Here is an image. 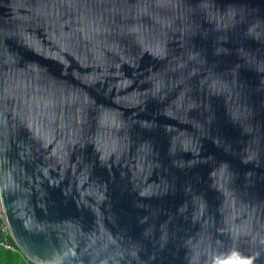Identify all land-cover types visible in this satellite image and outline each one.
Masks as SVG:
<instances>
[{
  "label": "water",
  "instance_id": "water-1",
  "mask_svg": "<svg viewBox=\"0 0 264 264\" xmlns=\"http://www.w3.org/2000/svg\"><path fill=\"white\" fill-rule=\"evenodd\" d=\"M0 219L33 264H264V0H0Z\"/></svg>",
  "mask_w": 264,
  "mask_h": 264
},
{
  "label": "built area",
  "instance_id": "built-area-1",
  "mask_svg": "<svg viewBox=\"0 0 264 264\" xmlns=\"http://www.w3.org/2000/svg\"><path fill=\"white\" fill-rule=\"evenodd\" d=\"M0 220L2 221L0 225V246L11 252L20 254L24 260V264H32V262L27 259V257L22 253L17 245L15 246L13 243H11L12 235L10 229L2 219Z\"/></svg>",
  "mask_w": 264,
  "mask_h": 264
},
{
  "label": "trees",
  "instance_id": "trees-1",
  "mask_svg": "<svg viewBox=\"0 0 264 264\" xmlns=\"http://www.w3.org/2000/svg\"><path fill=\"white\" fill-rule=\"evenodd\" d=\"M1 223L2 221L0 220V225ZM11 243L16 246L14 240L12 239ZM0 264H24V260L20 254L11 252L0 246Z\"/></svg>",
  "mask_w": 264,
  "mask_h": 264
},
{
  "label": "snow or ice",
  "instance_id": "snow-or-ice-1",
  "mask_svg": "<svg viewBox=\"0 0 264 264\" xmlns=\"http://www.w3.org/2000/svg\"><path fill=\"white\" fill-rule=\"evenodd\" d=\"M226 264H244V262L243 261H239V262H237V261H228V262H226Z\"/></svg>",
  "mask_w": 264,
  "mask_h": 264
}]
</instances>
